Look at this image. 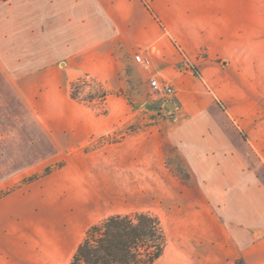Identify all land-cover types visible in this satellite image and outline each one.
<instances>
[{
	"label": "crops",
	"instance_id": "crops-1",
	"mask_svg": "<svg viewBox=\"0 0 264 264\" xmlns=\"http://www.w3.org/2000/svg\"><path fill=\"white\" fill-rule=\"evenodd\" d=\"M1 4L7 5L0 10V61H66L13 81L39 73L41 112L51 116L57 144L78 151L71 164L0 197V264H25L24 226L39 225L49 209L51 230L61 237L49 243L50 263L37 245L39 264L69 263L80 243L75 191L89 188L79 181L88 170L77 162L87 156L79 148L137 116L125 98L138 97L140 89L126 83L150 91L151 77L175 91L166 102L173 110L165 132L154 126L98 154L111 176L133 171L142 177L150 170L175 180L164 164L165 147L182 161L190 181L168 187L173 196L161 217L169 248L154 264H264V0ZM136 54L150 59L148 70L134 62ZM83 77L109 92L103 114L71 98L70 81ZM29 88L25 101L32 99Z\"/></svg>",
	"mask_w": 264,
	"mask_h": 264
},
{
	"label": "rangeland",
	"instance_id": "rangeland-1",
	"mask_svg": "<svg viewBox=\"0 0 264 264\" xmlns=\"http://www.w3.org/2000/svg\"><path fill=\"white\" fill-rule=\"evenodd\" d=\"M1 2L3 1L0 0V10L7 5ZM62 62L66 61H0V197L27 187L40 177L71 164L73 154L78 151L75 147L63 149L57 144L59 137L50 129L55 126L51 116L41 112L43 109L39 107L38 95L44 90L39 73L28 82L13 81V78L40 70L49 64L61 68ZM126 84H132L131 89H140L138 97L125 98L128 105L139 112L137 116L129 119L120 129L98 135L79 148L87 156L77 162L88 167V170L82 172L83 176H80L79 181H85L89 188L87 191L82 188L75 191V238L77 242L81 241L89 226L108 216L144 211L160 219L165 236V251L169 248L168 231L161 211L167 208V199L173 196V193L169 195L168 187L174 185V182L187 185L190 181L182 161L174 154L173 149L165 147L164 164L166 167L170 165L175 171L176 181L165 172L160 177H153L150 170H145L142 177H136V172L133 171L127 172V175L120 176L118 173L111 176L103 167V155L98 154L103 152L104 147L115 144L120 139L141 132H151L154 126H160L165 132L170 116L168 112L173 110L166 105L167 99L156 105L157 99L147 87L141 88L136 83ZM135 84L137 87H134ZM25 87L26 90L31 87V101H25L22 97ZM69 93L74 101L92 108L98 114L104 113L109 92L102 83L86 77L76 81L73 79L69 83ZM128 93L130 94L129 91ZM169 104L172 105L170 102ZM146 164L148 165L145 162V166ZM140 190L144 192L139 193ZM50 213V209L45 215L41 212L39 225L30 221L24 226L25 264L44 261L42 257H37L38 244L40 249H46L48 253L45 260L52 262L49 243L52 240L59 241L61 234L51 230L54 226ZM44 217L47 219L45 222ZM63 264H67L66 261Z\"/></svg>",
	"mask_w": 264,
	"mask_h": 264
},
{
	"label": "trees",
	"instance_id": "trees-1",
	"mask_svg": "<svg viewBox=\"0 0 264 264\" xmlns=\"http://www.w3.org/2000/svg\"><path fill=\"white\" fill-rule=\"evenodd\" d=\"M164 245L157 216L144 211L115 214L87 228L68 264H154Z\"/></svg>",
	"mask_w": 264,
	"mask_h": 264
},
{
	"label": "built area",
	"instance_id": "built-area-1",
	"mask_svg": "<svg viewBox=\"0 0 264 264\" xmlns=\"http://www.w3.org/2000/svg\"><path fill=\"white\" fill-rule=\"evenodd\" d=\"M134 62L140 65L144 70H148L150 67V59L147 56L136 54L134 56ZM149 87L157 100L171 99L175 95L172 86L167 83L159 82L155 77L149 79Z\"/></svg>",
	"mask_w": 264,
	"mask_h": 264
},
{
	"label": "water",
	"instance_id": "water-1",
	"mask_svg": "<svg viewBox=\"0 0 264 264\" xmlns=\"http://www.w3.org/2000/svg\"><path fill=\"white\" fill-rule=\"evenodd\" d=\"M167 106H168V107H169V106H170V107H172V105H171V104H168Z\"/></svg>",
	"mask_w": 264,
	"mask_h": 264
}]
</instances>
